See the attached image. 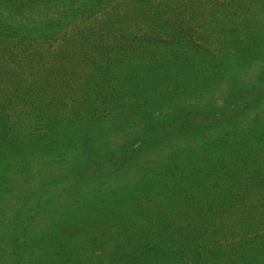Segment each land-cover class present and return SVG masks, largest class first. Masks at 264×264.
<instances>
[{
    "label": "rangeland",
    "instance_id": "1",
    "mask_svg": "<svg viewBox=\"0 0 264 264\" xmlns=\"http://www.w3.org/2000/svg\"><path fill=\"white\" fill-rule=\"evenodd\" d=\"M0 264H264V0H0Z\"/></svg>",
    "mask_w": 264,
    "mask_h": 264
},
{
    "label": "trees",
    "instance_id": "2",
    "mask_svg": "<svg viewBox=\"0 0 264 264\" xmlns=\"http://www.w3.org/2000/svg\"><path fill=\"white\" fill-rule=\"evenodd\" d=\"M145 167H147V166H145ZM142 169H144V168H142ZM147 170V172H150L151 171V169H146ZM144 174H145V172H144ZM143 177H144V175H143ZM142 177V178H143ZM150 178H151V176H149ZM140 179L139 180V182H138V186H139V193H143L144 191H146V192H148L147 191V189H151V190H153L152 188H150L149 186H152L151 185V183H152V181H149V180H144V179ZM149 184V185H148Z\"/></svg>",
    "mask_w": 264,
    "mask_h": 264
}]
</instances>
